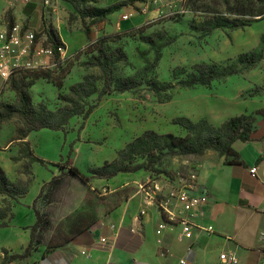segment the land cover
Instances as JSON below:
<instances>
[{"label": "crops", "instance_id": "1", "mask_svg": "<svg viewBox=\"0 0 264 264\" xmlns=\"http://www.w3.org/2000/svg\"><path fill=\"white\" fill-rule=\"evenodd\" d=\"M49 1L0 0V30L21 24L35 31L45 44L53 33L71 57L104 36L135 29L174 9L167 0H95L98 6L124 4L105 20L89 25L90 19H83L71 0ZM145 5L147 11L142 10ZM261 20L264 17L256 22ZM88 25L89 33L85 29ZM263 38L264 31L247 37L245 43ZM39 82L44 83L37 80L31 89ZM100 108L94 109L96 115ZM261 108L264 96L241 104H222L221 119ZM95 111L87 117L73 116L69 122L72 128H66L67 142H73L69 156L76 159L73 166L62 165L57 150L49 148L47 133L51 130L47 128L9 139L0 148V167L8 179L28 188L15 195L0 192V210L5 213L2 222H6L0 226V252L23 253L32 241L33 227H37L31 254L13 264H177L180 258H186L188 264H221L219 254L224 251L234 252L237 264L264 263V158L258 162L264 155V115H257L250 141L234 143L238 156L229 159L238 162L229 163L225 155L210 149L201 155L174 159L166 172L140 169L103 178L90 175V170L118 157L127 144L126 132H122L121 141L120 131L116 138L111 127L104 131L92 126ZM104 138L103 155L94 160L93 149ZM15 140L23 144H12ZM252 166H257V176H252ZM71 167L89 179L73 175ZM190 170L198 172L209 197L204 213L195 219L198 226L193 236H184L177 222H168L158 233L166 216L150 206L139 217L145 205L137 193L138 183L155 176L169 188L177 174ZM27 174L31 178L27 179ZM72 184L76 185L73 189ZM175 207L180 209L177 203ZM37 211L48 224L38 225ZM208 225L214 226V232L204 228Z\"/></svg>", "mask_w": 264, "mask_h": 264}, {"label": "rangeland", "instance_id": "2", "mask_svg": "<svg viewBox=\"0 0 264 264\" xmlns=\"http://www.w3.org/2000/svg\"><path fill=\"white\" fill-rule=\"evenodd\" d=\"M262 12L264 0H186L178 10L108 36L103 43L100 38L65 60L61 68L43 71L45 77L37 80L44 83L30 89L33 102L39 103L38 94L42 93L41 102L55 110L65 104L59 94L74 96L71 86L85 75L94 74L100 90L106 79L112 78V91L100 100L99 92L82 97L85 103L97 104L95 110L101 105L97 115L93 109L92 126L104 131L111 127L116 138L120 131L121 141L125 131L127 144L148 129L186 135L187 130L174 123L175 118L182 116L206 118L220 126L226 121L221 119L222 104H241L264 96V38L245 43L247 37L264 31V20L256 22ZM101 44L110 56L112 69L108 76L98 65L91 64ZM27 74L30 72L6 81L0 79V110L2 103L17 104L12 84ZM0 126L3 148L9 139L19 137V130L27 125L20 114H14L0 120ZM70 127L69 123L67 128ZM47 129L51 130L47 133L49 148L57 150L62 165L73 166L76 159L69 158L73 142H67V131ZM104 142L106 138L94 147V160L103 155ZM12 144L23 143L15 140ZM190 156L165 155L154 170L166 172L174 159ZM146 161L147 157H138L133 164ZM26 178L31 177L27 174ZM3 259L0 252V264Z\"/></svg>", "mask_w": 264, "mask_h": 264}, {"label": "trees", "instance_id": "3", "mask_svg": "<svg viewBox=\"0 0 264 264\" xmlns=\"http://www.w3.org/2000/svg\"><path fill=\"white\" fill-rule=\"evenodd\" d=\"M83 19L89 18L90 24L105 20L108 15L119 9L124 3H118L110 6H98L95 0H71ZM261 17H264L262 12ZM89 25L85 27L86 32H90ZM241 25V24H239ZM111 36V35H109ZM108 36L101 38L103 43ZM48 44L57 47L62 42L55 38L53 33H49ZM101 44L98 47V55L92 56V65H98L108 76L111 73V62L108 51ZM62 66H60L61 68ZM43 71H37L27 74L26 78L15 81L12 88L17 94V104L2 103L0 110V120L12 117L14 114H20L25 122L26 128L19 130L20 137L26 136L30 131L41 128L66 130L70 119L76 115L87 117L93 111L97 104H88L82 100V97L91 96L99 92V100L106 93L112 91L111 79H106V83L100 90L97 79L94 74H87L83 80L71 86L74 96L59 94V99L64 101V105L53 110L48 108L44 102L35 104L32 99L31 87L36 83L37 78L45 77ZM29 77V79H28ZM31 77V78H30ZM58 86L61 84L57 83ZM264 115V108L251 113H242L226 120L222 125L215 126L206 118L193 120L182 116L174 119V123L187 130L186 135H178L173 132L161 134L153 129H148L133 141L129 142L118 152V157L103 166L93 168L92 176L111 178L119 172H134L140 169L155 172L154 165L159 164L165 155L169 156H190L201 155L207 150H215L227 157V162H238L236 158L229 159V156H238L234 148V143L238 140L247 142L252 139L255 130L257 115ZM138 157H147L146 162L133 164ZM264 158V155L258 157V162ZM70 172L79 176L83 180H88L86 176L76 167H71ZM27 186L24 183L11 182L5 171L0 167V192L15 195L25 193ZM39 223L48 224L49 220L37 211ZM5 213L0 210V226L6 225L2 222ZM37 227H33L32 241L23 253H10L5 250L2 264H11L16 259H22L29 256L33 250V234Z\"/></svg>", "mask_w": 264, "mask_h": 264}, {"label": "built area", "instance_id": "4", "mask_svg": "<svg viewBox=\"0 0 264 264\" xmlns=\"http://www.w3.org/2000/svg\"><path fill=\"white\" fill-rule=\"evenodd\" d=\"M185 1L167 0L174 10L180 9ZM147 9V5L142 8L143 11ZM68 58V50L64 43L57 47L45 44L39 40L35 31L21 24L14 23L0 30V79L3 81L17 77L21 73L53 71L60 68ZM1 93L0 87V95ZM250 172L252 176H257V166H252ZM137 193L142 196L145 205L139 217L146 214L150 206H154L166 216L159 224L158 233H161L168 222H177L181 225L184 236L189 238L193 236L194 228L198 226L195 219L204 213L203 207L209 201L208 192L200 183L199 174L195 170L177 174L175 183L169 188H166L161 179L155 176L148 177L138 183ZM176 203L180 206L179 210L175 207ZM261 210L264 212V205ZM111 227L116 228V225L111 224ZM204 228L214 232L213 225ZM219 261L221 264H237L238 257L232 251H224L219 254ZM177 264H188V260L180 258Z\"/></svg>", "mask_w": 264, "mask_h": 264}]
</instances>
